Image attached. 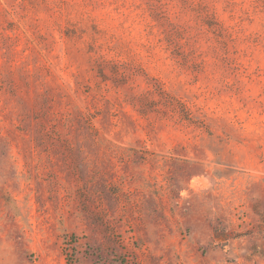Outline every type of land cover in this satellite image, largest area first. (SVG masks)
<instances>
[{"label":"rangeland","instance_id":"1","mask_svg":"<svg viewBox=\"0 0 264 264\" xmlns=\"http://www.w3.org/2000/svg\"><path fill=\"white\" fill-rule=\"evenodd\" d=\"M0 264H264V0H0Z\"/></svg>","mask_w":264,"mask_h":264}]
</instances>
